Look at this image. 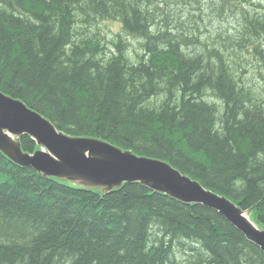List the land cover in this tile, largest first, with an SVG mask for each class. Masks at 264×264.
<instances>
[{
  "label": "trees",
  "instance_id": "16d2710c",
  "mask_svg": "<svg viewBox=\"0 0 264 264\" xmlns=\"http://www.w3.org/2000/svg\"><path fill=\"white\" fill-rule=\"evenodd\" d=\"M247 2L0 0V91L68 134L168 161L264 227V7ZM104 20L119 24L111 45ZM0 264H264V251L203 204L138 182L102 194L0 152Z\"/></svg>",
  "mask_w": 264,
  "mask_h": 264
},
{
  "label": "water",
  "instance_id": "95a60500",
  "mask_svg": "<svg viewBox=\"0 0 264 264\" xmlns=\"http://www.w3.org/2000/svg\"><path fill=\"white\" fill-rule=\"evenodd\" d=\"M29 135L37 145L23 151L20 137ZM0 150L19 165L32 166L57 178L110 190L138 181L184 203H200L219 211L264 251V229L254 225L241 207L224 195L205 190L168 161L138 155L129 149L91 137H72L25 102L0 91Z\"/></svg>",
  "mask_w": 264,
  "mask_h": 264
},
{
  "label": "rangeland",
  "instance_id": "374dc122",
  "mask_svg": "<svg viewBox=\"0 0 264 264\" xmlns=\"http://www.w3.org/2000/svg\"><path fill=\"white\" fill-rule=\"evenodd\" d=\"M248 2L247 3H252L253 5H257V6H262L264 7V0H247ZM254 9V8H253ZM264 12V11H263ZM215 26H213L214 28L215 27H218L219 26V22L217 23H214ZM97 26H98V29H97ZM96 30L97 31H101V35L102 36H105L106 39H108L107 41H105L102 37H101V41H104V42H107L108 45H111L110 40L114 37V33L118 32L119 31V24L115 21H111V20H104V21H100V23L98 22V24L96 25ZM128 41L131 42L132 46L133 47H138L137 46V40L136 39H133L132 37H129L128 38ZM256 42V45H257V48H260L262 49L263 51V55H264V37H262L260 40H257L255 41ZM245 57H248V60L249 62L251 63H254V65H260V61H259V55L256 54V53H253V55L251 56L250 54H245ZM242 59V55L240 57ZM244 60H242L241 64L242 66H245L246 65V62L244 63L243 62ZM259 67V66H258ZM251 75V81H249L251 84H254V85H257V86H261V80L259 78V68H255V71L253 69V75ZM263 92H264V88L262 87H259ZM137 154V153H136ZM145 156V155H144ZM138 182V181H136ZM139 183V182H138ZM205 190H209L211 191L210 189L208 188H205ZM213 194H216L218 196H222L221 194H218V193H215L213 191H211ZM169 196V195H168ZM226 197V196H225ZM172 198V197H171ZM227 198V197H226ZM174 199V198H173ZM177 200V199H175ZM229 200V198H228ZM179 201V200H177ZM179 202H182V201H179ZM230 202H231V199H230ZM233 202V201H232ZM184 203V202H182ZM234 203V202H233ZM236 204V203H235ZM236 206H239L238 204H236ZM247 214L249 215L250 219L251 220H254V217H253V213L251 211H248ZM233 224V223H232ZM234 225V224H233ZM240 230V229H239ZM241 231V230H240Z\"/></svg>",
  "mask_w": 264,
  "mask_h": 264
},
{
  "label": "bare ground",
  "instance_id": "6f19581e",
  "mask_svg": "<svg viewBox=\"0 0 264 264\" xmlns=\"http://www.w3.org/2000/svg\"><path fill=\"white\" fill-rule=\"evenodd\" d=\"M7 94V93H6ZM17 99H19V98H17ZM21 100V99H20ZM28 106V105H27ZM29 107V106H28ZM30 108V107H29ZM32 109V108H31ZM32 110H34V109H32ZM35 111H37V110H35ZM38 112V111H37ZM39 113V112H38ZM41 114V113H40ZM42 115V114H41ZM44 118H46V119H49V118H47V117H45L44 115H42ZM50 120V119H49ZM51 121V120H50ZM52 122V121H51ZM53 123V122H52ZM57 128V127H56ZM57 130L58 131H62V130H59L58 128H57ZM63 133H65V134H67V135H70V136H72V137H91V136H77V135H71V134H68V133H66V132H64V131H62ZM25 135H27V134H25ZM27 136H29V135H27ZM30 137V136H29ZM31 138V137H30ZM91 138H97V139H103V138H99V137H91ZM32 139V138H31ZM103 140H106V139H103ZM107 141V140H106ZM36 144V143H35ZM116 146H118V145H116ZM22 147V146H21ZM120 147V146H119ZM37 148V145L31 150V151H28V150H24L23 148V151H26V152H30V153H32V152H34V150ZM130 150V149H129ZM0 152L3 154V155H5L1 150H0ZM135 153V152H134ZM6 156V155H5ZM7 157V156H6ZM148 157V156H147ZM8 158V157H7ZM152 158V157H151ZM9 160H11L10 158H8ZM12 162H14L15 164H17L18 166H20V167H31V168H33L32 166H23V165H19L18 163H16L15 161H13V160H11ZM34 169V168H33ZM37 173H39L42 177H44V178H49V179H55V180H59V181H63V182H68V183H70V184H72V185H76V186H82V187H86V188H90V189H96V190H99L102 194L103 193H107V192H109V191H112V190H115V189H117V188H112V189H110V190H107V189H105V188H103L102 186H100V187H92V186H87V185H83V184H80V183H76V182H73V181H70V180H67V179H62V178H57V177H55V176H52V175H44L43 174V172H41V171H38V170H36V169H34ZM136 182V181H135ZM125 183V182H124ZM123 183V184H124ZM140 183V182H139ZM122 184V185H123ZM142 184V183H141ZM121 185V186H122ZM120 186V187H121ZM145 186V185H144ZM120 187H118V188H120ZM150 189V188H149ZM152 190V189H151ZM154 191V190H153ZM156 192V191H155ZM162 194H166V193H162ZM168 195V194H167ZM230 200V199H229ZM246 213V215L249 217V215L247 214V212L249 211V210H244ZM249 219H250V217H249ZM251 220V219H250ZM252 222H254V225L255 226H257L258 228H260V229H264V227H261V226H259L254 220H251ZM256 244V243H255ZM258 245V244H257ZM259 246V245H258ZM260 247V246H259Z\"/></svg>",
  "mask_w": 264,
  "mask_h": 264
}]
</instances>
